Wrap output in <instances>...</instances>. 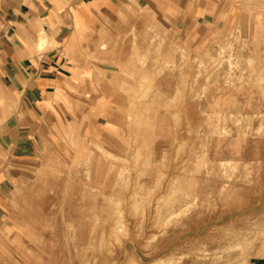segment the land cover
Segmentation results:
<instances>
[{
  "label": "rangeland",
  "instance_id": "obj_1",
  "mask_svg": "<svg viewBox=\"0 0 264 264\" xmlns=\"http://www.w3.org/2000/svg\"><path fill=\"white\" fill-rule=\"evenodd\" d=\"M189 9L114 19L111 110L12 163L0 264L260 263L264 0Z\"/></svg>",
  "mask_w": 264,
  "mask_h": 264
},
{
  "label": "crops",
  "instance_id": "obj_2",
  "mask_svg": "<svg viewBox=\"0 0 264 264\" xmlns=\"http://www.w3.org/2000/svg\"><path fill=\"white\" fill-rule=\"evenodd\" d=\"M189 2L0 0V237L8 223L13 164L39 158L69 123L94 121L111 110L113 75L105 49L112 45L114 19L129 9L187 16ZM260 249L257 259L264 264V243Z\"/></svg>",
  "mask_w": 264,
  "mask_h": 264
},
{
  "label": "bare ground",
  "instance_id": "obj_3",
  "mask_svg": "<svg viewBox=\"0 0 264 264\" xmlns=\"http://www.w3.org/2000/svg\"><path fill=\"white\" fill-rule=\"evenodd\" d=\"M233 89V88H232ZM237 100V99H236ZM217 102V101H216ZM239 144H240V142H239Z\"/></svg>",
  "mask_w": 264,
  "mask_h": 264
}]
</instances>
